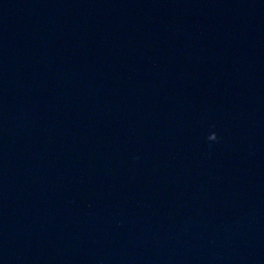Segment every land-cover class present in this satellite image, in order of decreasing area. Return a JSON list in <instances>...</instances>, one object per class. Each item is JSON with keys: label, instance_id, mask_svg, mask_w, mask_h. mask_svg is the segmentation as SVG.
Returning a JSON list of instances; mask_svg holds the SVG:
<instances>
[{"label": "clouds", "instance_id": "obj_1", "mask_svg": "<svg viewBox=\"0 0 264 264\" xmlns=\"http://www.w3.org/2000/svg\"><path fill=\"white\" fill-rule=\"evenodd\" d=\"M208 139L210 141H216L218 139L216 133H211L209 136H208Z\"/></svg>", "mask_w": 264, "mask_h": 264}]
</instances>
